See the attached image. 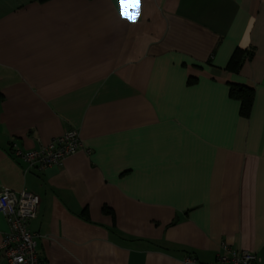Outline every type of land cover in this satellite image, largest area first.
Segmentation results:
<instances>
[{
  "label": "crops",
  "instance_id": "1",
  "mask_svg": "<svg viewBox=\"0 0 264 264\" xmlns=\"http://www.w3.org/2000/svg\"><path fill=\"white\" fill-rule=\"evenodd\" d=\"M133 7L0 0V189L40 197L44 264L264 257V0ZM237 50L251 57L229 69ZM230 84L252 88L247 116ZM71 129L60 166L13 156Z\"/></svg>",
  "mask_w": 264,
  "mask_h": 264
},
{
  "label": "built area",
  "instance_id": "2",
  "mask_svg": "<svg viewBox=\"0 0 264 264\" xmlns=\"http://www.w3.org/2000/svg\"><path fill=\"white\" fill-rule=\"evenodd\" d=\"M81 145L78 131L71 129L36 149L22 150L14 145L13 156L24 163L26 172L41 171L60 166ZM39 205L40 197L37 194L0 189V213L8 223V231L0 243L1 264H44L37 252L38 235L29 228L30 221L37 216ZM183 264H264V257L223 244L222 251L214 261L200 262L193 256H186Z\"/></svg>",
  "mask_w": 264,
  "mask_h": 264
},
{
  "label": "trees",
  "instance_id": "3",
  "mask_svg": "<svg viewBox=\"0 0 264 264\" xmlns=\"http://www.w3.org/2000/svg\"><path fill=\"white\" fill-rule=\"evenodd\" d=\"M251 53H241L238 50L234 53L232 56V59L229 63L228 68L229 69H235L240 67V63L244 58H250ZM230 95L232 97L237 98L240 103V113L242 116H247L250 110V106L252 103V88L245 86V85H239V84H230Z\"/></svg>",
  "mask_w": 264,
  "mask_h": 264
},
{
  "label": "snow or ice",
  "instance_id": "4",
  "mask_svg": "<svg viewBox=\"0 0 264 264\" xmlns=\"http://www.w3.org/2000/svg\"><path fill=\"white\" fill-rule=\"evenodd\" d=\"M138 4H139V0H133V13L135 14V15H138L139 14V7H138ZM122 11H123V9H122ZM125 19H133V17L132 16H130V15H125V17H124Z\"/></svg>",
  "mask_w": 264,
  "mask_h": 264
}]
</instances>
